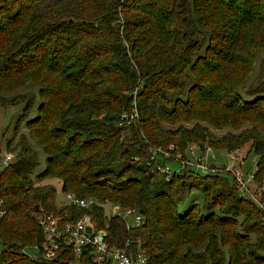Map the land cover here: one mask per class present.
<instances>
[{
	"label": "trees",
	"instance_id": "obj_1",
	"mask_svg": "<svg viewBox=\"0 0 264 264\" xmlns=\"http://www.w3.org/2000/svg\"><path fill=\"white\" fill-rule=\"evenodd\" d=\"M260 50L264 0H0V103L21 101L26 115L34 93L17 90L37 86V113L26 120L46 153L36 176L94 199L82 210L56 206L54 186L30 176L37 153L19 133L0 170V264H69L70 254L47 260L23 248L42 238L38 214L84 212L109 245L144 253V264H264L262 211L229 170L166 178L131 157L169 143L248 142L253 180L264 184ZM195 188L202 209L192 202L178 213ZM115 203L144 222L127 230L110 214Z\"/></svg>",
	"mask_w": 264,
	"mask_h": 264
},
{
	"label": "built area",
	"instance_id": "obj_2",
	"mask_svg": "<svg viewBox=\"0 0 264 264\" xmlns=\"http://www.w3.org/2000/svg\"><path fill=\"white\" fill-rule=\"evenodd\" d=\"M133 115V113L131 114ZM231 161L229 163L219 161V154L210 146L194 141L187 144L181 151L173 143L167 146H152L146 157L132 155L135 160H145L157 172H164L166 178L174 173L188 171L192 175L197 173L223 172L229 170L233 181L240 193L250 195L251 188L248 185L253 180V170L246 171L243 164V156H240L238 149L225 151ZM6 156L10 157L9 153ZM226 163V164H225ZM225 169H221V168ZM66 202L73 204L78 209L89 207L94 199L92 197H80L73 191L67 190L64 193ZM262 198V197H261ZM262 200V199H261ZM256 204L262 211L264 218V199ZM111 216H119L124 222L127 230L138 227L143 221L142 215L134 206L127 207L115 203L111 207ZM36 221L41 227L42 238L39 243L31 247L36 250L35 255H40L47 260H66V255L73 256L69 264H144L146 257L144 253H128L126 247H115L109 245L103 236L105 230L96 229L92 215L84 212L81 216L70 217L67 214L59 215L54 213L38 214ZM90 226L91 230L87 231ZM29 255V254H28ZM33 255V256H35ZM32 256V255H29ZM89 257V262L84 257Z\"/></svg>",
	"mask_w": 264,
	"mask_h": 264
},
{
	"label": "rangeland",
	"instance_id": "obj_3",
	"mask_svg": "<svg viewBox=\"0 0 264 264\" xmlns=\"http://www.w3.org/2000/svg\"><path fill=\"white\" fill-rule=\"evenodd\" d=\"M264 56V50H260L258 53V57ZM31 91L34 93L35 100L28 110L26 115H21L23 102L16 101V103L8 102V103H0V170L2 167L7 164L12 158L15 157V154L18 152V146L16 145V141L18 138L19 133H23L27 136L29 144L33 147V149L36 150L37 153V163L35 164L34 168L32 169L30 176L33 177L34 180H39V182L52 184L55 188V205H61L64 204L65 197L64 192L61 191L60 188V179L56 176H45L41 179H39L36 174L42 171L46 166V153L42 146V144L39 143V141L32 137L29 133V129L26 126V120L33 117L37 112V104L40 100V97L37 94V86L34 83H27L26 85L20 87L17 91ZM264 104V102H263ZM131 115L125 116V120H121L120 122L124 125H127L129 123ZM116 121V120H115ZM116 123V122H115ZM190 126V125H189ZM17 129V133H15V129ZM216 133H220V130H214ZM123 138H127V130H123L122 132ZM126 135V136H125ZM10 139V146L8 147L6 145L7 140ZM210 145V144H209ZM211 146V145H210ZM215 149V148H214ZM215 151L219 154V161L229 163L231 160L224 155L225 151H227L224 148L218 147L215 149ZM9 153L11 156L8 157L6 154ZM238 153H240V156H243V168L244 169H252L254 170L255 167V161H256V155L253 153L252 150L249 149V143L245 142L238 148ZM225 163V164H226ZM221 169H225L224 167ZM226 171V170H224ZM221 172V171H219ZM248 185H250L251 192L248 196V193H246V196H248L252 201L255 203L257 201H263V198H261V192L264 188V184L260 183L257 184L255 181H251ZM200 191L195 188L192 189L188 194L179 202V205L177 207V212L182 214L184 213L189 205L192 204V202H197L199 209H202L203 202L201 199ZM262 199V200H261ZM241 220L242 218L239 217ZM251 240H254V235H251ZM29 255H35L36 250L34 248H26L24 250ZM262 253L264 254V250H262Z\"/></svg>",
	"mask_w": 264,
	"mask_h": 264
},
{
	"label": "water",
	"instance_id": "obj_4",
	"mask_svg": "<svg viewBox=\"0 0 264 264\" xmlns=\"http://www.w3.org/2000/svg\"><path fill=\"white\" fill-rule=\"evenodd\" d=\"M94 23H96V21H94ZM115 122H116V121L113 119V121H112V125L115 124ZM36 206H37V204H36ZM86 229H87V231H90V230H91V227L88 226Z\"/></svg>",
	"mask_w": 264,
	"mask_h": 264
}]
</instances>
